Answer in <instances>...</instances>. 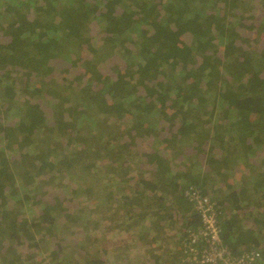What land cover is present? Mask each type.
Segmentation results:
<instances>
[{
    "label": "trees",
    "instance_id": "1",
    "mask_svg": "<svg viewBox=\"0 0 264 264\" xmlns=\"http://www.w3.org/2000/svg\"><path fill=\"white\" fill-rule=\"evenodd\" d=\"M188 189L264 264V0H0V264H183Z\"/></svg>",
    "mask_w": 264,
    "mask_h": 264
},
{
    "label": "built area",
    "instance_id": "2",
    "mask_svg": "<svg viewBox=\"0 0 264 264\" xmlns=\"http://www.w3.org/2000/svg\"><path fill=\"white\" fill-rule=\"evenodd\" d=\"M185 195L193 202L202 218V225L196 231H191L188 237L191 243L200 241V246L191 248L183 264H257L258 253L254 250H245L234 257L223 244L219 219L213 204L207 198L195 189L186 190Z\"/></svg>",
    "mask_w": 264,
    "mask_h": 264
},
{
    "label": "rangeland",
    "instance_id": "3",
    "mask_svg": "<svg viewBox=\"0 0 264 264\" xmlns=\"http://www.w3.org/2000/svg\"><path fill=\"white\" fill-rule=\"evenodd\" d=\"M171 234L172 236H175L176 239H181L182 235H185L184 231H182L180 228L172 230ZM149 237H152V236L150 235ZM172 243H173V240H172ZM172 243L169 242L168 240H162L160 242L158 251H159L160 258H161V263H165L166 261L169 260L168 258H171L173 256L174 253L172 251V247H173ZM177 252L178 250L176 249L175 253L178 254L179 252L178 253Z\"/></svg>",
    "mask_w": 264,
    "mask_h": 264
},
{
    "label": "clouds",
    "instance_id": "4",
    "mask_svg": "<svg viewBox=\"0 0 264 264\" xmlns=\"http://www.w3.org/2000/svg\"><path fill=\"white\" fill-rule=\"evenodd\" d=\"M192 207L195 209L194 204L192 205ZM195 210H196V209H195ZM198 215H199V214H198ZM199 218H200V216H199ZM200 219H201V225H202V218H200ZM201 225H200V226H201ZM200 226H199V227H200ZM199 227L197 226V228H199Z\"/></svg>",
    "mask_w": 264,
    "mask_h": 264
}]
</instances>
